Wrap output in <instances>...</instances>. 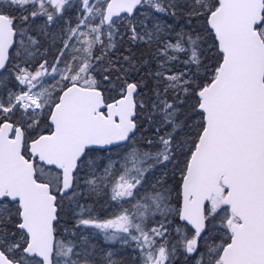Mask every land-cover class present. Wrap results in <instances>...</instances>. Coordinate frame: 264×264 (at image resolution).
<instances>
[{
    "label": "snow or ice",
    "instance_id": "obj_1",
    "mask_svg": "<svg viewBox=\"0 0 264 264\" xmlns=\"http://www.w3.org/2000/svg\"><path fill=\"white\" fill-rule=\"evenodd\" d=\"M0 264H264V0H0Z\"/></svg>",
    "mask_w": 264,
    "mask_h": 264
}]
</instances>
